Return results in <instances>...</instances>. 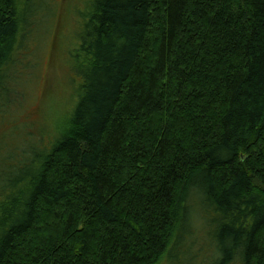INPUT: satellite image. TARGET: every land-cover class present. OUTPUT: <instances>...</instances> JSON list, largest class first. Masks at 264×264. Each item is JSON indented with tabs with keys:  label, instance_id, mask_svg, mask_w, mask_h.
Returning a JSON list of instances; mask_svg holds the SVG:
<instances>
[{
	"label": "trees",
	"instance_id": "1",
	"mask_svg": "<svg viewBox=\"0 0 264 264\" xmlns=\"http://www.w3.org/2000/svg\"><path fill=\"white\" fill-rule=\"evenodd\" d=\"M42 5L0 0V264H264V0L85 1L31 140Z\"/></svg>",
	"mask_w": 264,
	"mask_h": 264
},
{
	"label": "rangeland",
	"instance_id": "2",
	"mask_svg": "<svg viewBox=\"0 0 264 264\" xmlns=\"http://www.w3.org/2000/svg\"><path fill=\"white\" fill-rule=\"evenodd\" d=\"M85 1L87 0H41V3L48 5L49 8L42 5L38 12L41 11V14L48 16L50 21L48 25L41 27L43 30L39 28V32L36 33L38 30L36 28L32 33H36L34 39L42 37L45 40L40 47L41 53L33 56L37 67L32 70L31 76L26 75L27 83L31 86L28 85L24 88V93L21 92L27 100L24 103L26 109L20 112L17 118L19 123L28 121L29 126L34 129L28 130L32 135L31 140L37 139V133H43L44 126L52 129L67 110L65 102L71 103L72 86L68 83L70 75L67 76V63H64V59L68 58V50L74 42L73 29L80 24L79 13L85 12ZM45 8L47 11L42 13ZM27 136L23 134L16 136V143L25 144L23 140ZM198 226L195 228L197 231ZM203 236L202 234L201 238L204 241ZM182 247L176 253L181 254ZM159 264L169 263L164 257Z\"/></svg>",
	"mask_w": 264,
	"mask_h": 264
}]
</instances>
